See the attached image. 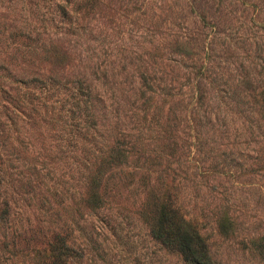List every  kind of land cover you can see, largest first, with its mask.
Listing matches in <instances>:
<instances>
[{
	"label": "rangeland",
	"instance_id": "rangeland-1",
	"mask_svg": "<svg viewBox=\"0 0 264 264\" xmlns=\"http://www.w3.org/2000/svg\"><path fill=\"white\" fill-rule=\"evenodd\" d=\"M163 202L264 264V0H0V264H186Z\"/></svg>",
	"mask_w": 264,
	"mask_h": 264
},
{
	"label": "trees",
	"instance_id": "trees-1",
	"mask_svg": "<svg viewBox=\"0 0 264 264\" xmlns=\"http://www.w3.org/2000/svg\"><path fill=\"white\" fill-rule=\"evenodd\" d=\"M158 205L149 226L152 238L164 249L177 253L186 264H213L208 246L196 225L185 219L170 203ZM68 251L65 243L60 242L54 248L51 263L65 264V258L70 256Z\"/></svg>",
	"mask_w": 264,
	"mask_h": 264
}]
</instances>
